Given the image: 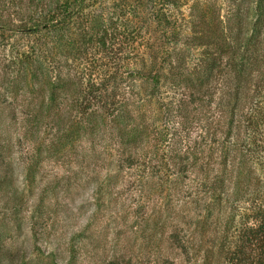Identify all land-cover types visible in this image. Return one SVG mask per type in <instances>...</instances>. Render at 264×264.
<instances>
[{
    "label": "rangeland",
    "instance_id": "1",
    "mask_svg": "<svg viewBox=\"0 0 264 264\" xmlns=\"http://www.w3.org/2000/svg\"><path fill=\"white\" fill-rule=\"evenodd\" d=\"M249 1L71 0L59 42L25 30L57 0H0V264L203 263L182 247L191 236L200 245L205 232L209 197L199 179L224 158L217 116L188 102L184 121L162 118L158 100L184 97L172 75L143 115L128 118L127 130L140 126L134 144L122 145L108 116L117 101L134 105L135 55L170 72L180 51L199 50L193 37L221 27L214 18H231ZM155 8L177 22L163 27ZM39 46L49 51L52 79L66 86L52 81L49 91L32 69Z\"/></svg>",
    "mask_w": 264,
    "mask_h": 264
},
{
    "label": "trees",
    "instance_id": "2",
    "mask_svg": "<svg viewBox=\"0 0 264 264\" xmlns=\"http://www.w3.org/2000/svg\"><path fill=\"white\" fill-rule=\"evenodd\" d=\"M60 1L57 0L51 10L40 13L36 25L25 29L27 33L39 32L50 38L56 36L55 33L62 36L66 19L60 12L62 8H70L72 3L71 0ZM155 10L163 27L177 22L160 9ZM235 10L233 17L227 20L214 18L213 21L221 27L208 36L193 37L194 46L199 50L195 54L180 51L170 72L152 71L156 68L155 63L147 69L139 65L135 55L131 69V86L135 93L130 97L134 105L130 108L123 101H117L108 116L122 139V145L126 148L134 144L131 141L140 136V126L127 130L128 118L134 111L143 115L141 110L153 96L159 95L162 82L169 75L175 77L177 83L173 81L172 85L176 91L181 90L184 97L169 102L158 100L161 105L158 113L162 118L176 116L184 121L188 102L204 110L210 109L217 116L214 133L224 132L221 147L224 158L211 162L212 170L216 172L210 171L199 179L209 197L208 202L206 198L202 220H199L205 232L200 245L192 244L191 236L189 243L182 247L194 256L202 255V264H264V0L238 4ZM164 33V37L174 43L180 37H173L166 27ZM132 35L137 38L135 28ZM56 37L63 42L62 38ZM42 39L40 43L47 40ZM185 52L187 55H183ZM48 54L47 49L36 47L29 63L37 74L41 72L39 76L51 91L54 83L61 86L67 83H61V78L52 79ZM156 73L160 76H155ZM154 77L156 84L149 87L148 82ZM106 116L100 114L102 123ZM257 171L260 176L255 177ZM251 185L256 188L254 194L250 192ZM224 208L229 212L215 214V210ZM209 227L213 228L211 232Z\"/></svg>",
    "mask_w": 264,
    "mask_h": 264
}]
</instances>
